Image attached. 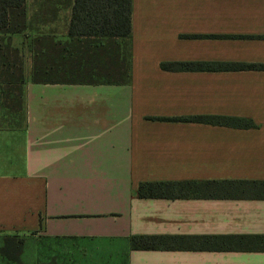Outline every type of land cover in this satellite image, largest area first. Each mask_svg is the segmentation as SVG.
Instances as JSON below:
<instances>
[{
    "label": "crops",
    "instance_id": "1",
    "mask_svg": "<svg viewBox=\"0 0 264 264\" xmlns=\"http://www.w3.org/2000/svg\"><path fill=\"white\" fill-rule=\"evenodd\" d=\"M71 6L25 0L24 30L3 43L21 48L28 77L52 45L67 59L80 42ZM167 60L264 63V0H131L128 83L28 80L25 128L0 130V246L21 237V264H264V251L129 247L131 234L264 233V198L135 195L139 181L233 180L225 194H248L240 181L264 180V69ZM191 114L257 127L146 118Z\"/></svg>",
    "mask_w": 264,
    "mask_h": 264
},
{
    "label": "trees",
    "instance_id": "2",
    "mask_svg": "<svg viewBox=\"0 0 264 264\" xmlns=\"http://www.w3.org/2000/svg\"><path fill=\"white\" fill-rule=\"evenodd\" d=\"M25 0H0V109L10 115L12 129L25 128L26 83H128L130 81L131 0H72L68 33L78 43L69 45L67 59H61L64 47L50 48L51 58L33 61L32 74H24L21 48L3 43L5 36L25 28ZM121 41V44H120ZM120 48V49H119ZM99 58V59H97ZM71 60L76 63H62ZM82 66L80 70L79 67ZM164 70L200 69H264V63L161 61ZM81 72L82 75H65ZM68 75V76H67ZM0 110V112H1ZM171 121H190L231 127L249 128L257 124L249 117L221 114H191L177 116H147ZM223 183L233 180H155L139 181L135 195L139 198H218L253 196L264 198V180L240 181L250 184L251 193L225 194ZM250 192V191H247ZM23 239L5 235L0 252L16 264ZM131 249H205L264 251V233L261 234H131Z\"/></svg>",
    "mask_w": 264,
    "mask_h": 264
},
{
    "label": "rangeland",
    "instance_id": "3",
    "mask_svg": "<svg viewBox=\"0 0 264 264\" xmlns=\"http://www.w3.org/2000/svg\"><path fill=\"white\" fill-rule=\"evenodd\" d=\"M97 59H99V58H97ZM61 62L62 63H76V61H71V60H64V61H61ZM66 74H68V72H65V75ZM82 74L83 73H81V72H75V73H69L68 75H82ZM26 76H28V75H26ZM3 113H4V111L1 110V112H0V119L2 120V124H4L5 122L10 121V115H6V114H3ZM0 130L7 131L9 133H12L13 132V135H15V136L16 135H20L21 132L23 131V130H21V128L12 129L8 125H5V126L0 127ZM247 261H250V260H247ZM6 264H12V263H6Z\"/></svg>",
    "mask_w": 264,
    "mask_h": 264
}]
</instances>
